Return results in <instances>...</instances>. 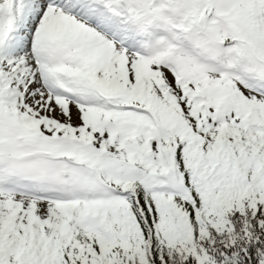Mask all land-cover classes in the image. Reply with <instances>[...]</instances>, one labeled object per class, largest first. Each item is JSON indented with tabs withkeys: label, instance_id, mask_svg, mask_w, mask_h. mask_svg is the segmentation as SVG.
<instances>
[{
	"label": "snow or ice",
	"instance_id": "1",
	"mask_svg": "<svg viewBox=\"0 0 264 264\" xmlns=\"http://www.w3.org/2000/svg\"><path fill=\"white\" fill-rule=\"evenodd\" d=\"M0 264H264V0H0Z\"/></svg>",
	"mask_w": 264,
	"mask_h": 264
}]
</instances>
